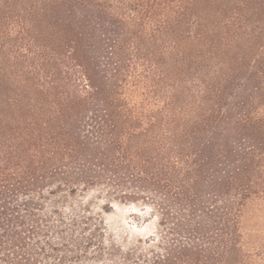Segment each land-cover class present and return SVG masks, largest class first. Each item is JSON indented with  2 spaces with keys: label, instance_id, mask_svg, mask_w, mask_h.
<instances>
[{
  "label": "trees",
  "instance_id": "16d2710c",
  "mask_svg": "<svg viewBox=\"0 0 264 264\" xmlns=\"http://www.w3.org/2000/svg\"><path fill=\"white\" fill-rule=\"evenodd\" d=\"M0 264H264V0H0Z\"/></svg>",
  "mask_w": 264,
  "mask_h": 264
},
{
  "label": "rangeland",
  "instance_id": "374dc122",
  "mask_svg": "<svg viewBox=\"0 0 264 264\" xmlns=\"http://www.w3.org/2000/svg\"><path fill=\"white\" fill-rule=\"evenodd\" d=\"M142 212L139 205L116 203L105 216L113 233L122 234L125 240H131L147 233L151 226L147 224L146 215Z\"/></svg>",
  "mask_w": 264,
  "mask_h": 264
}]
</instances>
